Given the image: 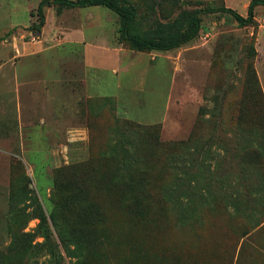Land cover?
I'll return each mask as SVG.
<instances>
[{
  "label": "rangeland",
  "instance_id": "obj_1",
  "mask_svg": "<svg viewBox=\"0 0 264 264\" xmlns=\"http://www.w3.org/2000/svg\"><path fill=\"white\" fill-rule=\"evenodd\" d=\"M40 1L0 0V264H264V177L247 166L249 147L264 150V107L248 71L253 42L264 98V7L254 9L255 25L247 27L225 13L202 15L195 41L158 57L167 64L166 111L165 90L152 99L155 106L148 96L141 54L128 71L116 76L105 71L98 87L104 97L86 98L75 73L81 29L88 41L100 37L131 54L127 43L118 42L119 17L100 6L60 11L45 6L39 27ZM129 1L154 5V16L161 18V0ZM180 2L183 9L224 6L245 17L250 0ZM151 23L141 20V27ZM65 66L73 71L68 81L56 74ZM119 83L135 85L142 104L119 100L127 94ZM252 118L257 126H250ZM124 121L161 125L157 141L165 148L157 150V166L164 170L148 173L163 176L157 191L164 203H153L143 217L128 213L136 204L122 203L120 193L134 188L113 190L98 177L111 169L101 167L95 177L104 193L90 186L100 198L95 228L78 225L82 212L74 217L63 210L51 218L56 202L70 196L67 188L61 193L65 182L93 176L73 167L99 150L117 154L122 143L121 156L151 159L142 147L139 154L134 148L152 145L138 141L143 134L131 132L121 141ZM191 137L184 150L176 146ZM65 205L70 206L62 209Z\"/></svg>",
  "mask_w": 264,
  "mask_h": 264
},
{
  "label": "trees",
  "instance_id": "obj_2",
  "mask_svg": "<svg viewBox=\"0 0 264 264\" xmlns=\"http://www.w3.org/2000/svg\"><path fill=\"white\" fill-rule=\"evenodd\" d=\"M161 9V18L154 16L155 8L154 5H149L148 3H133L129 0H41L37 7V17L39 19V27H42L45 23L44 7H56L58 11L62 9H82L89 7H104L119 17V29H118V42L127 43L132 51L140 53H150L152 51L158 52H168L174 49H178L185 46L193 41H195L201 30L202 15H207L211 13L221 12L232 16L240 27L254 26V9L256 7H264V0H250L247 7V15L244 17L237 13L235 10L226 8L224 6L212 8H181L180 0H161L157 3ZM148 6V10H143V6ZM141 20H152L150 26L146 29L141 27ZM3 38H0L2 41ZM256 55L254 49V43L251 42L248 47V71L252 76V87L258 94V99L261 105L264 107V98L260 91V86L254 71L253 60ZM239 119V121L241 122ZM258 123L254 118L250 121V126H257ZM262 126V125H260ZM120 139L123 141V136H128L132 132L133 134L141 135L138 136V141L145 142L150 140L152 145H140L134 148L139 149L137 154L141 151L151 159L144 160L136 156H131L126 153L125 156H121L119 152H124V147L120 143L116 147L117 154L107 155L105 151L99 150L95 157H93L89 162L79 163L74 168L81 169L82 172L89 173L93 175L92 177L87 176L81 182L78 179L73 181L65 182V186H62L61 193L65 192V188L70 196L61 198L60 202H56V213L51 214V218H55V215L63 214V210L68 213H72L74 217H77L79 212H82L84 219L80 218L78 225L85 227H94L93 223L100 222V210L99 206L100 198L97 195H92L90 186L96 185V191L99 193H104V187L97 181V176L101 167L108 170L111 169V174L103 173L98 177H104L105 180H109L110 184L113 186V190L120 189H130L134 188L129 192H121V202H125L128 199L129 202L136 204L135 209L127 210L128 213H133L136 217L146 216L145 212H150L153 203L162 204L163 197L159 196L157 191L158 182H162V175H157L153 178L149 175L151 169L154 167L156 171L162 173L164 170L163 166H157L160 164L159 155L157 150L159 146L165 148V145H158V134L161 130L160 124L142 126L135 124L133 122L124 121L120 125ZM264 130V129H263ZM146 133V134H144ZM92 139V136H91ZM192 137L186 141L177 143L176 146H180L181 150L187 148L191 143ZM94 141H90V146L93 145ZM168 148V146H166ZM249 160L247 161L248 167H253L260 176L264 177V150H260L255 147L248 148ZM143 162H155L153 164H143ZM59 169L57 172H60ZM80 173L74 174V176H79ZM156 174H154L155 177ZM63 182L57 184L58 187ZM135 186L139 189L136 190ZM58 190V189H57ZM153 190V191H152ZM155 193V194H153ZM69 204L62 209V204ZM167 203V201H166ZM61 204V205H60ZM86 204V205H85ZM80 206L81 209L78 208ZM78 208L77 210H75ZM77 211V212H76ZM62 213V214H61ZM55 216V217H54ZM135 217V216H134ZM41 222H46V218L43 212L40 213ZM68 222V221H67ZM91 222H93L91 224ZM83 231L82 228L79 229ZM78 231V227H77ZM76 231H73V233Z\"/></svg>",
  "mask_w": 264,
  "mask_h": 264
},
{
  "label": "crops",
  "instance_id": "obj_3",
  "mask_svg": "<svg viewBox=\"0 0 264 264\" xmlns=\"http://www.w3.org/2000/svg\"><path fill=\"white\" fill-rule=\"evenodd\" d=\"M94 8L95 7L82 8V9L90 10ZM85 32L86 30L83 27L81 29V37H80L81 60L79 67L75 66V73L78 75L77 77L80 78L79 80L82 81L83 83L84 86L83 94L86 98L104 97L98 91V87L101 86V83H103L105 71L106 72L110 71L111 75H115V76L118 74L119 71H128L129 69L128 66L130 65L132 66L137 58L136 54H141V55H146L144 56V58L146 59V65L144 67L145 75L143 74V76H145L146 81H148V86L146 88V91L148 92V96L149 98H151V101H153L152 99L155 100L157 98V95H159L161 91L165 90L167 95V99L165 102V110L167 111L168 108L167 100L169 97L167 64L166 61H162L158 57L170 51L168 52L152 51L150 53H140L134 51L130 54L129 52H126L125 50L117 47L116 45L104 43L103 41L104 39L100 37L99 38L96 37L92 39L93 41L92 40L88 41L87 37L85 36ZM96 35L98 34L96 33ZM92 53L97 54L98 57L94 58ZM108 54H111L110 58L108 57L104 58V55H108ZM106 59L108 60V62H106ZM122 62H125L124 63L125 67L118 69L119 65L121 66ZM58 73L56 72L57 76L60 78H65L64 80L71 79V77H73V71L71 70V68L66 66L62 72H60L59 74ZM162 78H164L165 82L162 81ZM161 81L163 82L162 84ZM164 83L165 86H163ZM117 87L119 89H123V91L124 90L127 91V94L120 96L119 100L121 99L125 100V98L126 99L130 98L133 99V102L142 104L141 95L137 91L138 88L135 87V85L133 89H130V87L126 88L121 83H119ZM152 105L155 106L154 101ZM166 120H167V116L164 119V121Z\"/></svg>",
  "mask_w": 264,
  "mask_h": 264
}]
</instances>
